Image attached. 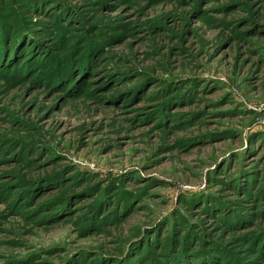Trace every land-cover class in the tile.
Returning <instances> with one entry per match:
<instances>
[{
    "label": "rangeland",
    "instance_id": "rangeland-1",
    "mask_svg": "<svg viewBox=\"0 0 264 264\" xmlns=\"http://www.w3.org/2000/svg\"><path fill=\"white\" fill-rule=\"evenodd\" d=\"M35 3L0 0V264H264V0Z\"/></svg>",
    "mask_w": 264,
    "mask_h": 264
},
{
    "label": "trees",
    "instance_id": "trees-1",
    "mask_svg": "<svg viewBox=\"0 0 264 264\" xmlns=\"http://www.w3.org/2000/svg\"><path fill=\"white\" fill-rule=\"evenodd\" d=\"M34 3H35V0H34ZM41 2H39V3H35V4H33L32 5V7H33V9H40V7H41ZM4 23H2V25H3ZM3 29V28H2ZM20 32H23L22 30L20 31ZM19 38H22V34L21 33H18L15 37H14V40H13V46H10V47H8L6 44H5V38L0 34V57L2 56V55H4L5 54V52L7 51L8 52V50H10L11 51V57L10 58H13V59H17V57H18V53L20 52V50H21V48L18 46V42H19ZM29 37H27L26 36V41H27V39H28ZM25 46H27V44L25 45ZM41 47V46H40ZM9 53V52H8ZM31 54V53H30ZM30 54H29V56H28V54H27V56L28 57H30ZM27 57V58H28ZM48 57V56H47ZM49 58V57H48ZM36 61V60H35ZM35 61L33 62V60H31V59H28L27 60V63L28 64H30V62H33V63H35ZM31 66V65H30ZM76 68H80V67H76ZM76 68H74V69H76ZM69 71V70H68ZM208 209V208H207ZM218 209H221V207L220 208H218ZM96 210V209H95ZM207 212H209L210 213V210H207ZM153 232H155V230L153 231ZM156 233V232H155ZM175 239H178V237L177 238H175ZM173 240H174V238H173ZM170 242V241H169ZM178 240H176L175 241V243L177 244L176 246H175V248H173L172 250H174V254H171L170 252H165L166 254H165V258H167V260H168V264H185V262H186V258L187 257H199L197 254H195V252L194 251H188V247H187V245L190 243L189 242V239H188V237L187 238H181V241H179L178 243ZM182 244V245H181ZM195 246V245H194ZM160 247H162V245L160 246ZM192 248H193V246H192ZM204 248V247H203ZM203 248H201V249H199V251L200 252H203V254H204V256L203 255H201L200 254V258H202L201 260H198L197 259V261H196V264H208L209 263V261L211 260V262L212 261H214L215 260V258H214V256H213V260H212V257H209V259L208 260H206L205 262H204V258H205V251L203 250ZM117 262V261H116ZM128 263V259H126V260H124L122 263H117V264H127ZM159 263V262H158ZM130 264H132V263H130ZM156 264H157V262H156Z\"/></svg>",
    "mask_w": 264,
    "mask_h": 264
}]
</instances>
